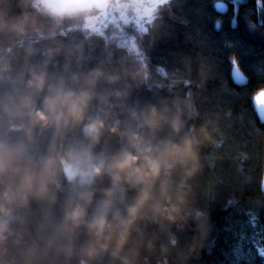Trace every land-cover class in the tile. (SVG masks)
<instances>
[{"label":"trees","instance_id":"trees-1","mask_svg":"<svg viewBox=\"0 0 264 264\" xmlns=\"http://www.w3.org/2000/svg\"><path fill=\"white\" fill-rule=\"evenodd\" d=\"M215 3L97 33L0 0V264H264L233 252L242 232L264 245V0ZM80 150L89 183L64 171Z\"/></svg>","mask_w":264,"mask_h":264},{"label":"rangeland","instance_id":"rangeland-1","mask_svg":"<svg viewBox=\"0 0 264 264\" xmlns=\"http://www.w3.org/2000/svg\"><path fill=\"white\" fill-rule=\"evenodd\" d=\"M168 1L169 0H139L143 6L141 10L138 13L128 12L127 16L129 19L134 18L137 21V25L141 27V22L149 20L157 5ZM79 14L85 17V26L97 33H101L102 24L110 18L104 10L99 11L96 14L92 11L79 12ZM67 162L64 163V171L66 175L69 179H72L74 176L78 177L80 183H89L93 173L100 164V161L96 157L89 155L88 152L83 150L74 151Z\"/></svg>","mask_w":264,"mask_h":264},{"label":"snow or ice","instance_id":"snow-or-ice-1","mask_svg":"<svg viewBox=\"0 0 264 264\" xmlns=\"http://www.w3.org/2000/svg\"><path fill=\"white\" fill-rule=\"evenodd\" d=\"M231 2L234 5H239L241 0H231ZM178 3V0H171V4H176ZM215 10L219 13H225L227 11V5L224 3V0H216V3L214 5ZM175 19H178L177 17H174ZM180 23L182 24H187L186 20H179ZM231 24L233 27L236 26V20L235 18L231 21ZM222 26V22L217 20L215 22V28L219 30ZM228 47H231V45H226ZM232 72H231V77L234 83L237 85H244L247 83V77L241 72L238 63L235 58H232ZM252 103H253V108L261 122H264V89H261L259 92H257L253 97H252ZM249 220L248 224L255 228L257 224V217L254 214L249 213ZM256 234L253 233L251 237H249L245 233H241L238 238V242L235 245L233 252L237 258V260L241 258H247V257H252L253 255H258L261 258H264V245L259 244L256 239H255ZM247 243L252 244V248L255 249V253H253L252 248H248L247 253H245V245Z\"/></svg>","mask_w":264,"mask_h":264},{"label":"water","instance_id":"water-1","mask_svg":"<svg viewBox=\"0 0 264 264\" xmlns=\"http://www.w3.org/2000/svg\"><path fill=\"white\" fill-rule=\"evenodd\" d=\"M112 1L119 2L120 0H40L42 6L55 15L76 14L86 11H103ZM229 2H231V0H224V3L227 5V10ZM247 83L244 85H237L236 83L234 84L239 87H244L247 85ZM261 123L264 124V122ZM261 190L264 194V174Z\"/></svg>","mask_w":264,"mask_h":264},{"label":"built area","instance_id":"built-area-1","mask_svg":"<svg viewBox=\"0 0 264 264\" xmlns=\"http://www.w3.org/2000/svg\"><path fill=\"white\" fill-rule=\"evenodd\" d=\"M142 7L139 0H124L122 2L109 3L104 11L110 16L107 20L121 30V22L129 19L127 13H138Z\"/></svg>","mask_w":264,"mask_h":264}]
</instances>
